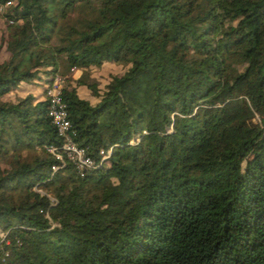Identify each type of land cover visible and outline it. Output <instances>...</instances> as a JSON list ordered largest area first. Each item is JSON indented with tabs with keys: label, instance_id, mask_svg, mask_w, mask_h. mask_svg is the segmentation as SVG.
Wrapping results in <instances>:
<instances>
[{
	"label": "trees",
	"instance_id": "16d2710c",
	"mask_svg": "<svg viewBox=\"0 0 264 264\" xmlns=\"http://www.w3.org/2000/svg\"><path fill=\"white\" fill-rule=\"evenodd\" d=\"M11 1L0 264H264V0ZM106 62L125 67L99 92L86 70ZM54 74L81 173L47 114Z\"/></svg>",
	"mask_w": 264,
	"mask_h": 264
},
{
	"label": "built area",
	"instance_id": "2783aa9c",
	"mask_svg": "<svg viewBox=\"0 0 264 264\" xmlns=\"http://www.w3.org/2000/svg\"><path fill=\"white\" fill-rule=\"evenodd\" d=\"M11 0L0 1V12L2 13L6 6L10 5ZM72 67L70 70H74ZM70 71V73H71ZM64 76L54 74L50 81L44 87V96L48 100L47 114L55 124L57 132L62 136L63 142L60 145L66 156L72 160L76 169L81 173L83 169L93 166V159L88 156L83 146H78L72 139L73 130L70 128L69 121L66 117L64 103L61 100V88L63 85ZM47 150L52 152L54 156L62 161V156L55 147L49 145ZM55 165L52 166L54 170Z\"/></svg>",
	"mask_w": 264,
	"mask_h": 264
},
{
	"label": "rangeland",
	"instance_id": "374dc122",
	"mask_svg": "<svg viewBox=\"0 0 264 264\" xmlns=\"http://www.w3.org/2000/svg\"><path fill=\"white\" fill-rule=\"evenodd\" d=\"M12 2V1H11ZM12 4V3H11ZM10 4V5H11ZM4 19L1 16L0 12V37L4 33ZM4 55L3 47L0 45V58ZM124 65H121L119 63H112V62H106L103 65H91L87 68V78L89 81L94 80L96 82L98 91L101 92L103 89L104 84L110 79V76L113 74H118L124 70ZM28 89L33 90L34 94H37L40 91V88L37 86H27ZM77 94L80 97L86 98L89 101H94L96 98L91 95L89 88H87L84 84H80L76 86ZM23 91H19V94ZM3 162L0 161V166H3Z\"/></svg>",
	"mask_w": 264,
	"mask_h": 264
},
{
	"label": "crops",
	"instance_id": "0c3cea01",
	"mask_svg": "<svg viewBox=\"0 0 264 264\" xmlns=\"http://www.w3.org/2000/svg\"><path fill=\"white\" fill-rule=\"evenodd\" d=\"M102 65H103V64H102ZM80 73H81V69H80V68H75L74 70L71 71V76L74 77V78H76L77 76H79ZM38 88H40V87H38ZM28 90H30V91L34 94L33 90H31V89H28ZM21 91H23V92L20 93V94H19V91H18V94H19V95L23 94L25 90H21ZM40 92H41V88H40V91H39L37 94L39 95ZM37 94H36V95H37ZM94 101H95V100H94Z\"/></svg>",
	"mask_w": 264,
	"mask_h": 264
}]
</instances>
